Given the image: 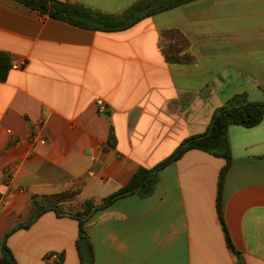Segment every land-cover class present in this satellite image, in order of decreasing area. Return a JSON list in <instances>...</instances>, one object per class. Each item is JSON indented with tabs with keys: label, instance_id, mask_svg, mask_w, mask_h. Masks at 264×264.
I'll return each mask as SVG.
<instances>
[{
	"label": "crops",
	"instance_id": "1",
	"mask_svg": "<svg viewBox=\"0 0 264 264\" xmlns=\"http://www.w3.org/2000/svg\"><path fill=\"white\" fill-rule=\"evenodd\" d=\"M59 1L117 14L138 0ZM170 29L190 40L194 64L166 60L161 31ZM0 52L27 62L0 82L1 248L31 219L35 200L99 204L139 168L204 134L234 96L264 102V0H197L115 33L0 0ZM229 139L224 219L245 264H264V120L231 126ZM225 165L190 150L159 173L152 196L95 213L86 223L90 264H237L216 208ZM78 241L79 221L50 211L7 245L17 264H81ZM53 253L60 263L46 260Z\"/></svg>",
	"mask_w": 264,
	"mask_h": 264
},
{
	"label": "trees",
	"instance_id": "2",
	"mask_svg": "<svg viewBox=\"0 0 264 264\" xmlns=\"http://www.w3.org/2000/svg\"><path fill=\"white\" fill-rule=\"evenodd\" d=\"M18 2L38 11L40 14L71 23L83 29L104 33H115L132 28L139 22L155 16L157 14L173 10L197 0H138L121 13H106L79 3L59 0H17ZM161 50L169 63L194 64L195 56L190 51V40L179 30L170 29L161 31ZM13 59L9 53L0 52V82H6L12 70ZM264 120V102H250L246 94L234 96L224 106L218 108L212 118L211 124L204 134L192 136L184 140L176 151L162 161L156 167L147 169L141 167L134 174L130 182L103 199L99 204L92 200H87L81 205L77 213L69 210L68 206L60 204L61 196L44 197V203L34 202L35 211L31 219L25 223L14 227L3 239L0 248V264H17L11 249L7 245L8 238L21 229H28L32 224L47 212H55L59 217L69 216L79 221V241L77 248L79 251L81 264H90L94 260V254L88 240L86 223L97 212L111 207L116 201L138 196L148 198L152 196L159 183V173L170 164L179 160L190 150H201L213 156L222 158L226 165L221 170L219 188L216 201L217 213L223 229L225 240L230 252L236 257L237 264H245L239 251L232 243L229 230L224 219V188L227 175L233 164L231 142L229 139V128L231 126H241L244 128H254L259 126ZM117 143L114 132H111L109 147L114 148ZM66 198V197H64ZM45 203H48L44 207ZM87 239L88 251L84 252L80 246L81 239Z\"/></svg>",
	"mask_w": 264,
	"mask_h": 264
},
{
	"label": "built area",
	"instance_id": "3",
	"mask_svg": "<svg viewBox=\"0 0 264 264\" xmlns=\"http://www.w3.org/2000/svg\"><path fill=\"white\" fill-rule=\"evenodd\" d=\"M27 62L26 61H21L20 63H13L12 69H24L26 67ZM96 103L98 106L103 107L104 103L101 98H97ZM41 143H45L44 141H41ZM11 178V173H8L7 179L9 180ZM47 261L51 262H61V255L59 253H53L49 256L46 257Z\"/></svg>",
	"mask_w": 264,
	"mask_h": 264
},
{
	"label": "water",
	"instance_id": "4",
	"mask_svg": "<svg viewBox=\"0 0 264 264\" xmlns=\"http://www.w3.org/2000/svg\"><path fill=\"white\" fill-rule=\"evenodd\" d=\"M80 246L84 252L88 251V242L87 239L83 238L80 240Z\"/></svg>",
	"mask_w": 264,
	"mask_h": 264
},
{
	"label": "rangeland",
	"instance_id": "5",
	"mask_svg": "<svg viewBox=\"0 0 264 264\" xmlns=\"http://www.w3.org/2000/svg\"><path fill=\"white\" fill-rule=\"evenodd\" d=\"M47 204L48 203H45L44 207H46ZM66 206H68L69 207V210L72 211L73 213H77L78 210L80 209V207H78L79 205H71V206L66 205Z\"/></svg>",
	"mask_w": 264,
	"mask_h": 264
}]
</instances>
